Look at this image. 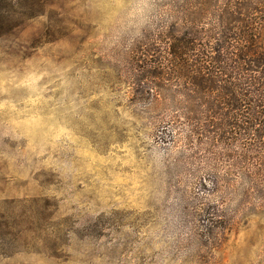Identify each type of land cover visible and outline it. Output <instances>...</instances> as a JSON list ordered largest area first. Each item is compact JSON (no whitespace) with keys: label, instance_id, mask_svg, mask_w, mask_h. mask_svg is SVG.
Masks as SVG:
<instances>
[{"label":"rangeland","instance_id":"rangeland-1","mask_svg":"<svg viewBox=\"0 0 264 264\" xmlns=\"http://www.w3.org/2000/svg\"><path fill=\"white\" fill-rule=\"evenodd\" d=\"M175 2L14 0L17 36L0 41V264H264V217L209 229L199 204L219 200L197 198L193 153L159 141L131 92L147 51L164 52Z\"/></svg>","mask_w":264,"mask_h":264},{"label":"trees","instance_id":"trees-1","mask_svg":"<svg viewBox=\"0 0 264 264\" xmlns=\"http://www.w3.org/2000/svg\"><path fill=\"white\" fill-rule=\"evenodd\" d=\"M175 3L164 52L147 51L131 92L159 141L193 153L197 198L219 200L198 212L228 232L264 217V0ZM0 6V41L14 40V0Z\"/></svg>","mask_w":264,"mask_h":264}]
</instances>
